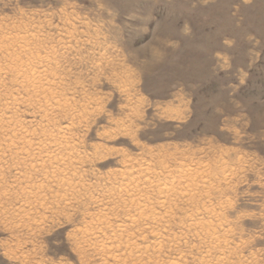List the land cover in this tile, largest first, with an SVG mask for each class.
<instances>
[{"label":"rangeland","instance_id":"rangeland-1","mask_svg":"<svg viewBox=\"0 0 264 264\" xmlns=\"http://www.w3.org/2000/svg\"><path fill=\"white\" fill-rule=\"evenodd\" d=\"M172 263L264 264V0H0V264Z\"/></svg>","mask_w":264,"mask_h":264},{"label":"bare ground","instance_id":"bare-ground-1","mask_svg":"<svg viewBox=\"0 0 264 264\" xmlns=\"http://www.w3.org/2000/svg\"><path fill=\"white\" fill-rule=\"evenodd\" d=\"M20 37H21V36H20ZM17 46H18V45H17ZM15 50H16V49H15ZM28 65H29V64H28ZM23 68H24V67H23ZM15 69H17V68H15ZM18 69H19V67H18ZM20 69H21V68H20ZM23 70H24V69H23ZM23 70H22V71H23ZM43 70H44V69H43ZM16 71H18V70H16ZM34 71H35V70H34ZM37 72H38V71H37ZM23 73H24V72H23ZM26 73L28 74V72H26ZM29 74H30V72H29ZM46 74H47V73H46ZM33 75H34V77H35V76L38 77L37 74L35 75V74L33 73ZM33 75H32V76H33ZM26 76H27V75H26ZM39 76H40V75H39ZM46 76H47V75H46ZM18 77H19V76H18ZM22 77H23V76H22ZM28 77H29V75H28ZM30 77H31V76H30ZM25 78H26V77H25ZM42 78H45V77H42ZM46 78H47V77H46ZM36 79H37V78H36ZM40 79H41V78H40ZM41 80H42V79H41ZM41 80H40V81H41ZM24 81H25V80H24ZM32 81H33V83H34V80H33V79H32ZM35 81H36V80H35ZM38 81H39V80H38ZM30 82H31V81H30ZM43 82H45V80H44ZM43 82H42V83H43ZM26 83H28V81H27ZM46 83H47V82H46ZM34 84H35V83H34ZM36 84H37V83H36ZM50 84H51V83H50ZM28 85H29V84H28ZM47 85H48V83H47ZM47 85H46V86H47ZM34 86H37V85H34ZM33 88H34V87H33ZM36 88H37V87H36ZM36 88H34V89H36ZM38 89H39V88H38ZM41 89H42V88H41ZM43 89L46 90L45 88H43ZM50 89H51V88H50ZM39 90H40V89H39ZM47 90H48V89H47ZM36 92H37V91H36ZM51 92H52V91H51ZM25 93H26V92H25ZM38 93H39V92H38ZM38 93H37V94H38ZM37 94H36V95H37ZM51 96H52V95H51ZM14 98H15V97H14ZM15 101H16V100H15ZM15 101H14V102H15ZM38 102H39V101H38ZM45 102H46V101H45ZM10 108H11V107H10ZM47 108H48V107H47ZM46 115H47V114H46ZM24 132H25V131H24ZM21 134H22V133H21ZM52 137H53V136H52ZM49 141H50V140H49ZM169 185H170V184H169ZM163 189H164V188H163ZM166 190H167V189H166ZM137 191H138V190H137ZM185 191H186V190H185ZM163 193H164V192H163ZM165 193H166V192H165ZM160 194H161V193H160ZM185 195H186V193H185ZM189 196H190V195H189ZM132 203H133V202H132ZM133 204H134V203H133ZM138 204H139V203H138ZM145 206H146V205H145ZM137 208H138V207H137ZM169 208H170V207H169ZM212 209H213V208H212ZM138 210H139V209H138ZM143 212H144V211H143ZM138 213H140V211H139ZM157 213H158V212H157ZM209 213H210V212H209ZM210 214H212V213H210ZM144 215H145V213H144ZM141 216H142V214H141ZM160 216H161V215H160ZM155 217H156V215H155ZM143 219H144V218H143ZM159 219H160V218H159ZM146 220H147V219H146ZM133 221L135 222V219H134ZM139 221H140V220H139ZM131 222H132V221H131ZM136 222H137V221H136ZM211 227H212V226H211ZM193 228H194V227H193ZM117 229H118V228H117ZM208 229H209V228H207V230H208ZM210 230H212V228H211ZM213 230H214V229H213ZM213 230H212V231H213ZM149 232H150V231H149ZM151 232H152V229H151ZM156 232H157V231H156ZM202 232H203V231H202ZM205 232H206V231H205ZM214 232H215V231H214ZM206 234L209 235L207 232H206ZM215 234H216V233H215ZM152 235H153V234H152ZM156 235H157V234H156ZM160 235H161V234H160ZM207 235H205L204 237H207V239H208V236H207ZM215 238H217V237L215 236ZM154 239H155V238H154ZM211 239H214V237L211 236ZM218 241H219V239H218ZM159 242H160V241H158V243H159ZM131 245L133 246V249H134V245H133V244H131ZM153 245H154V244H153ZM157 245H159V244H157ZM146 246H147V247L144 248L145 251H146V248L149 247L148 245H146ZM127 247H128V246H127ZM135 247H136V246H135ZM139 247H140V246H139ZM142 247H143V246H142ZM142 247L139 248V249H143ZM153 247H154V246H153ZM159 247H160V246H159ZM118 248H119V246H118ZM130 248H131V246H130ZM125 249H128V248H125ZM152 250H154V249H152ZM146 252H147V251H146ZM117 260H118V259H117ZM172 264H173V263H172ZM177 264H179V263H177Z\"/></svg>","mask_w":264,"mask_h":264}]
</instances>
